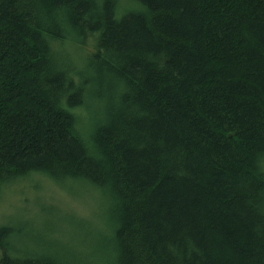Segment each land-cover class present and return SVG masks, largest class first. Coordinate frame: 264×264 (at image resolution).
Here are the masks:
<instances>
[{"label": "trees", "instance_id": "trees-1", "mask_svg": "<svg viewBox=\"0 0 264 264\" xmlns=\"http://www.w3.org/2000/svg\"><path fill=\"white\" fill-rule=\"evenodd\" d=\"M34 174L103 224L0 264H264V0H0V190Z\"/></svg>", "mask_w": 264, "mask_h": 264}, {"label": "rangeland", "instance_id": "rangeland-1", "mask_svg": "<svg viewBox=\"0 0 264 264\" xmlns=\"http://www.w3.org/2000/svg\"><path fill=\"white\" fill-rule=\"evenodd\" d=\"M66 54L73 56V61L79 60V52L72 47ZM102 215L100 202L91 190L41 174L17 179L0 190V225L28 222L27 228H39L46 240L70 246L82 248L87 243L83 232L92 231L93 226L100 228Z\"/></svg>", "mask_w": 264, "mask_h": 264}]
</instances>
